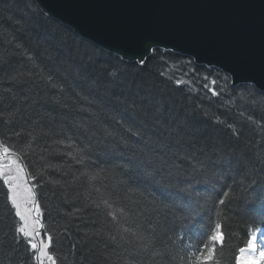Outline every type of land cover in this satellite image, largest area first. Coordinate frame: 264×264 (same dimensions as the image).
Returning <instances> with one entry per match:
<instances>
[{
	"label": "snow or ice",
	"instance_id": "1",
	"mask_svg": "<svg viewBox=\"0 0 264 264\" xmlns=\"http://www.w3.org/2000/svg\"><path fill=\"white\" fill-rule=\"evenodd\" d=\"M27 6L31 8V3ZM35 14L48 21L54 35H60V26L52 23L45 10ZM6 43L8 47L0 51V68L11 64L15 56L26 57L36 66L38 58L32 49L25 47L20 36ZM150 50L156 51L154 47ZM138 63L143 66L146 59L138 58ZM23 64L21 59L3 79L11 81L13 86L31 85L27 89L29 94L3 87V79H0V181L7 189L6 202L14 211L8 231H4L0 219V264H92L99 257L95 246L89 248L88 242L92 237L101 236H106L112 244L127 245L125 255L118 257V264H130L142 256L148 257L149 264H222L223 257L218 251L226 241L225 225L215 222L209 228L205 221L210 220L217 205L230 209L233 204L238 205L237 215L254 213L247 225L246 245L238 249L235 264H264V247L258 251L257 243L259 234V243L264 246V92L256 95L250 90L239 98L240 102L251 105L260 113L258 119L253 115L244 117L242 112L239 114L260 137L258 147L256 143L246 142L241 151L229 149L225 154L218 149H209L205 144L191 153L170 152L166 155L170 145L179 148L193 143V134L187 128L191 117L187 114L182 120L168 119L159 109L149 114L135 100L129 102L123 95L116 97V102L144 120L133 123L124 117L117 119L116 114L104 106L105 100L97 95L98 79L81 77L80 91L73 89V97L55 73L22 72L19 69ZM120 72L121 69L114 68L108 73L111 84L104 88L103 97L112 96ZM204 80L203 89L212 97L223 96L224 89L216 79L204 77ZM184 83V80H175L177 86ZM33 87L43 95L32 97ZM84 103L89 107L85 108ZM13 104L16 107L9 110ZM38 104L51 105L55 112L64 115V119L45 115L38 121H31L28 127L14 130L17 114L30 120V114ZM232 104L236 101L229 100L224 106ZM89 108L93 110L89 111ZM199 108L197 105V112ZM72 114L77 118L68 120L67 116ZM215 122L224 123L220 117ZM226 127L237 140L240 139L243 128L231 123ZM117 152L121 157H127L123 165L108 167L110 161L106 160V167L94 171L100 167L98 161L102 157ZM177 157L187 168L176 163ZM256 165H259L258 169ZM102 172L104 179L116 178L115 184H110L111 191L106 189L102 193L101 187L97 186V182L102 184ZM232 173H242L245 177L251 173L256 177L244 188L243 195L227 184ZM141 181L144 185H155L159 193H147L157 212L156 219L148 224L152 231L147 233L138 223L135 229L125 227L131 220L127 205L114 207L112 201L115 195L117 200L136 203L130 193L145 195L140 190ZM194 183L202 185V190L196 191L192 187ZM49 185L54 200L45 207L51 225L45 223V213L38 200V193ZM121 186L127 189L123 196L118 195ZM81 187L88 192L83 198L78 191ZM225 187L230 191H224ZM93 191L100 195L90 198ZM221 192L224 198L217 200ZM98 222L99 227L96 226ZM104 225H111L117 235L104 232ZM74 233L79 239L61 255L55 242ZM205 235L206 239H203ZM77 252L81 253L78 260Z\"/></svg>",
	"mask_w": 264,
	"mask_h": 264
},
{
	"label": "trees",
	"instance_id": "2",
	"mask_svg": "<svg viewBox=\"0 0 264 264\" xmlns=\"http://www.w3.org/2000/svg\"><path fill=\"white\" fill-rule=\"evenodd\" d=\"M29 3H31V8L27 6ZM38 11L40 9L32 0H0V51L8 47L7 40L15 41L16 37L20 36L25 47L32 49L38 58L34 67L31 62L27 61L26 57H13L11 64L0 68V79L10 73V69L20 64L21 59H23L24 64L19 69L20 71H31L37 74L44 71L45 75L51 71L57 75L61 82L68 86V93L73 95V97V89L76 92L80 91L81 77H87L89 80L98 79L100 89L97 95L105 100L104 106L110 108L116 114L117 119L124 117L133 123L144 120L141 116H133L131 112L126 111L125 105L116 102V97H122L123 95L127 96L129 102L135 100L149 114L159 109L166 118L174 120H182L187 114L191 117L187 121V128L193 134V143H186L179 148L170 145V151L166 152V155H170V152L191 153L196 147H201L205 144L209 149H218L225 154L229 149L241 151L246 142L256 143L257 147L259 146L260 137L255 135V130L247 125L244 117L253 115L254 119H258L260 113L251 105L244 104L239 100L241 96L250 90L254 91L256 95L262 93L253 86L238 85L233 87L228 76L221 71L197 65L188 57L160 49L152 52L146 58V64L143 66L136 62L124 61L118 56L80 38L70 28L52 19V23L59 25L61 29L59 36L54 35L50 30L48 21L35 14ZM21 28L23 29L22 32H20ZM12 47L14 49V45ZM16 51L19 52L21 50ZM42 53L44 54L43 56ZM93 59L95 62H92ZM189 61H191L190 64ZM114 68L121 69L119 78L114 85L112 96L110 98L103 97L104 88L111 84L108 73L113 71ZM161 72H164L165 75L161 76ZM204 77L216 79L219 86L224 89L223 96L212 97L210 93L204 90ZM176 79L184 80L186 83L177 86L175 84ZM226 79L227 85L225 84ZM3 87L13 88V91L22 94H29L27 89L31 85L13 86L11 81L3 79ZM162 89L166 91L162 93ZM38 94L43 95V92L40 91L38 93V90L33 87L30 95L36 97ZM229 100H235L236 104L224 106L225 102ZM197 105L200 106L198 112L196 111ZM83 106L85 108L89 107L87 103H84ZM15 107V104L10 105L9 110ZM92 110L93 108H89V111ZM205 112L207 115H205ZM241 112L244 117L239 116ZM45 115H52L56 120L64 119V115L55 112L51 105L38 104L30 114V120L28 117L22 118L20 113L17 114L14 130L19 131L21 126L28 127L31 121H38ZM217 117H220L224 123H216ZM76 118V114L67 116L68 120ZM101 119H103V116ZM144 122L148 123V121ZM230 123L237 128H243L239 140L232 135L231 129L226 127ZM151 134L150 132L149 135ZM163 134L167 135L166 132ZM254 151L255 149H253ZM249 155L251 156V154ZM215 158L214 156L213 159ZM126 159L127 157H121L119 152L108 157H102L98 161L100 167L94 169V171H100V168L106 167V160L110 161L107 166L111 167L112 164L123 165ZM176 163L187 168V165L179 160L178 157L176 158ZM256 167L258 169L259 165H256ZM104 175L102 172V184L97 182V186L101 187L102 193L106 192V189L111 191L110 184H115L116 182L115 177L110 181L109 179H104ZM255 178L251 173L247 177L242 173H232L227 180V184L231 185L237 193L243 195L244 188L248 187L251 180ZM192 187L196 191H201L203 188L202 185L195 183ZM140 190L145 192L144 196L139 195V193H130L132 199L137 201L136 203L117 200L115 195L112 197V201L114 202V207L122 204L127 205L131 220L124 225L125 227L135 229L138 223L141 225V229L147 233L152 231V229L148 228V224L153 222L157 216L155 206L151 203L152 197L147 196V193L152 192L156 195H159V193L155 185H144L142 181ZM78 191L81 194V198L88 195V192L83 187L79 188ZM126 191L127 189L121 186L118 195L123 196ZM224 191H230V189L225 187ZM6 195L7 189L0 181V219L3 220L4 231H8L14 219V211L7 204ZM99 195V193L93 191L90 198H96ZM220 198H224L222 192L216 197L217 200ZM38 200L45 213V223L51 225L52 221L48 218V210L45 207V205L50 206L54 200L51 185L41 189L38 193ZM238 210V205L236 204L231 205L230 209L217 205L212 210L210 220L205 221L209 228L213 227L215 222H221L225 225L223 230L226 233V241L223 248L218 251V255L223 257L222 264H235V256L238 249L246 245L248 238L247 225L251 222L254 213L249 212L247 215H237ZM92 219H95V217H92ZM169 219L171 220V217ZM196 223L199 224L200 222L197 221ZM96 226L99 227L100 222ZM59 230L60 228L57 227V231ZM176 230L179 233L178 224L176 225ZM104 232L117 235L116 230L111 225H104ZM78 239L79 237L74 233L63 241L55 242V247L63 255L71 249L72 244L76 243ZM203 239H206V235ZM93 246H95V251L99 258L93 261L92 264H118V257L125 255L124 247H127V245L121 247L118 244L108 242L106 236L92 237L88 242V247L92 248ZM80 254V252H77V260ZM130 264H149V260L148 257L142 256L130 262Z\"/></svg>",
	"mask_w": 264,
	"mask_h": 264
},
{
	"label": "water",
	"instance_id": "3",
	"mask_svg": "<svg viewBox=\"0 0 264 264\" xmlns=\"http://www.w3.org/2000/svg\"><path fill=\"white\" fill-rule=\"evenodd\" d=\"M32 1L126 61L171 50L264 91V0Z\"/></svg>",
	"mask_w": 264,
	"mask_h": 264
},
{
	"label": "bare ground",
	"instance_id": "4",
	"mask_svg": "<svg viewBox=\"0 0 264 264\" xmlns=\"http://www.w3.org/2000/svg\"><path fill=\"white\" fill-rule=\"evenodd\" d=\"M257 243H258V251H259L262 247H264V246H261L260 243H259V236H258V241H257Z\"/></svg>",
	"mask_w": 264,
	"mask_h": 264
}]
</instances>
